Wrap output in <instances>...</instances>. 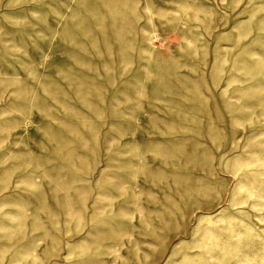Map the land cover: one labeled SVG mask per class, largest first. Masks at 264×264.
Listing matches in <instances>:
<instances>
[{
    "label": "rangeland",
    "instance_id": "1",
    "mask_svg": "<svg viewBox=\"0 0 264 264\" xmlns=\"http://www.w3.org/2000/svg\"><path fill=\"white\" fill-rule=\"evenodd\" d=\"M0 264H264V0H0Z\"/></svg>",
    "mask_w": 264,
    "mask_h": 264
}]
</instances>
